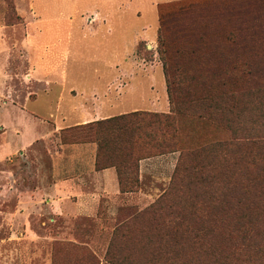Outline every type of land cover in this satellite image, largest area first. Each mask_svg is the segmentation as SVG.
Here are the masks:
<instances>
[{
  "label": "rangeland",
  "instance_id": "1",
  "mask_svg": "<svg viewBox=\"0 0 264 264\" xmlns=\"http://www.w3.org/2000/svg\"><path fill=\"white\" fill-rule=\"evenodd\" d=\"M184 1L189 0H74L71 2L74 8L65 0H34L36 11L43 15L39 20L51 23H41L42 32L36 37L29 35L27 39V24L17 10L19 6L23 14L27 1L0 0V264H111L108 252L144 253L147 249L144 244L149 239L145 229L152 221L146 212V215L135 216L147 211L171 186L172 179L175 186L184 187L182 193L170 197L173 202L177 201L174 204L183 216H193L189 214L193 205L199 207L204 201L213 202L209 194L199 192L202 188L210 189L211 168L205 170L206 180L186 177L184 170H176L180 152L139 163V179L143 165L144 190L153 195L154 202L145 203L139 196H133L129 201L102 204L94 218L74 216L65 204L63 214L57 215L49 202V186L57 179L74 174L66 172L65 166L75 167L76 161L71 159V145L75 143L70 132L65 134L67 143L62 142L61 135H52L56 125L51 117L59 115L52 105L53 99H57L56 86L51 85L48 91L44 82L33 84L31 75L35 77L48 71L50 60L69 72L71 79L81 87L92 88L98 79L94 71L98 68L103 72L109 57L87 56L83 48H87L88 41L82 43L78 24L96 21V12H105L107 24L99 30L106 32L107 26L113 25L119 33H116L115 42L112 35L109 40L105 36L101 42L108 47L114 44L115 50L119 47L123 56L126 40L136 35L143 39L147 34L153 37L160 26V16L172 12ZM250 1L251 5L242 10L247 11L252 6V15L264 23V0ZM238 10L239 7L235 11ZM69 15L76 22L74 28L65 22ZM216 36L219 37L199 50V60L186 68L215 75H264V28L239 31L235 38L218 30ZM71 38L72 44H69ZM68 44L71 52L66 47ZM53 45L54 54L49 58L47 52ZM133 56L130 60L137 63L135 68L152 70L153 89L164 98L158 42L152 39L141 42ZM145 81L147 85L150 82L148 78ZM127 82L130 80L122 77L120 84ZM72 94L77 96L76 92ZM251 115L249 112L244 116L247 120L252 117L250 121H253ZM204 133L209 135L204 138L206 142L232 139L223 128H207L202 135ZM227 178L228 174L220 175L217 181L225 185ZM163 217L155 221L162 223ZM122 234L129 237L122 239ZM181 242L183 246L187 242L186 248L192 246L190 241ZM156 264L179 263L158 260Z\"/></svg>",
  "mask_w": 264,
  "mask_h": 264
},
{
  "label": "trees",
  "instance_id": "2",
  "mask_svg": "<svg viewBox=\"0 0 264 264\" xmlns=\"http://www.w3.org/2000/svg\"><path fill=\"white\" fill-rule=\"evenodd\" d=\"M250 5V0H189L160 16L157 42L168 113L135 111L61 131L63 143L70 132L75 144H97L96 170L115 168L122 193L140 189L139 163L145 159L180 152L176 170L192 179L206 180L205 170L211 168L210 189L199 192L213 202L193 205V216H183L170 197L184 187L172 179L152 206L135 216L146 212L152 221L145 229L146 251L108 252L111 264H264V75H215L186 68L219 37L218 30L235 38L239 31L263 29L252 6L242 10ZM249 112L253 121L244 116ZM207 128L226 129L232 139L206 142L209 135L202 133ZM227 174L225 185L217 181ZM162 215V223L155 221ZM181 240L190 241L191 248Z\"/></svg>",
  "mask_w": 264,
  "mask_h": 264
},
{
  "label": "crops",
  "instance_id": "3",
  "mask_svg": "<svg viewBox=\"0 0 264 264\" xmlns=\"http://www.w3.org/2000/svg\"><path fill=\"white\" fill-rule=\"evenodd\" d=\"M27 9L21 14L22 10L17 6L18 13L23 16L28 32L26 31V38L29 35L36 37L42 31H40L41 23H51L47 21L39 20L43 15L36 11L34 0H26ZM74 0H65V2H73ZM75 8V6L72 4ZM31 10V11H30ZM102 11V10H101ZM105 12H96V17L93 22L86 20L78 24L80 29V35L82 43L88 41L87 48H83L86 51L87 56H104L107 55L109 60L105 63L106 68L103 72L100 69L94 71V75L98 77L96 84L92 88H83L77 83L76 80L71 79L72 75L65 69L61 70L60 66L50 63L48 71L41 74L32 76L33 84L46 83L45 88L48 87V91L52 88L51 85H55V93L57 99H53V107L59 115L51 117L52 121L56 125L52 132L53 134H61V131L70 127L87 124L99 120H105L122 114H127L135 111H149L168 113L170 111V103L167 94L166 80L164 76L162 66V94L164 98L158 96V92L153 89L155 80L153 79V72L147 68H135L137 63L132 62L130 57H134L138 45L148 39L158 40V31L151 37L147 34L146 38H142L138 35L132 36L127 43V49L125 55L121 56L119 47L115 50V46H104L101 42L105 38L109 40L111 35L114 37L115 42L116 29L111 26H107L106 32L99 30L107 24L104 17ZM41 15V16H40ZM69 19L65 20L66 24H69L70 28H74L76 22L73 17L69 15ZM100 20V21H99ZM61 22V21H58ZM86 28V30H85ZM106 28V27H105ZM30 31V32H29ZM73 29L70 30L72 32ZM101 37V38H99ZM117 39V38H116ZM72 44L73 38L69 39ZM67 45L68 51L70 45ZM55 45L52 48L49 47V58L54 54ZM44 58V57H43ZM88 69L85 71L88 74ZM122 77L129 79L130 82L123 84L121 82ZM146 78L150 80L147 85ZM103 83V84H97ZM122 85V86H121ZM164 90V91H163ZM154 91V92H153ZM76 92L77 96L72 93ZM112 93V94H111ZM121 93V94H119ZM80 99H77V98ZM63 109H65L63 111ZM65 125V126H64ZM63 148L65 145H61ZM72 147V161H76L75 167L70 169L69 166H65L66 172H72V177L67 176L63 179H57L51 186H49V202L53 205L57 215L63 214V205H67V208L74 214V216H88L97 217L98 208L102 204H117L121 201L131 200L135 196H139L140 200L145 203L154 202L155 199L150 192L144 190L143 183V165H141L140 171V189L138 192L122 193L118 181V176L114 168H108L104 170H96V156H97V144H73ZM60 153L59 150L57 151ZM150 160V159H148ZM146 161V160H143ZM134 196V197H133ZM105 264V263H102Z\"/></svg>",
  "mask_w": 264,
  "mask_h": 264
}]
</instances>
